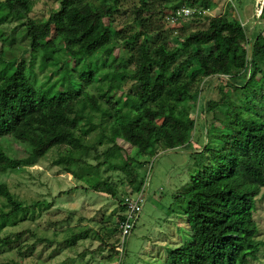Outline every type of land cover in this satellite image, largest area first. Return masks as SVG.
Instances as JSON below:
<instances>
[{"label":"trees","instance_id":"obj_1","mask_svg":"<svg viewBox=\"0 0 264 264\" xmlns=\"http://www.w3.org/2000/svg\"><path fill=\"white\" fill-rule=\"evenodd\" d=\"M122 1L60 0L58 10L42 22L29 19L31 0L0 1L4 19H27L30 53H45L41 58L51 68L50 79L61 75V87L69 71L84 69L88 61H102L99 68L107 69L98 84V90L106 89L97 94L86 93L99 73L90 69L52 95L51 88L41 90L30 82L23 60L0 70V174L46 159L71 176L78 166L101 169L105 163L97 158L99 150L87 145V138L100 126L97 117L104 119L109 110L113 111L108 116L113 119L112 146L119 151L122 148L113 145L118 139L142 156L149 141L155 153L189 147L198 132L191 149L194 156L204 155L205 164L199 163L182 196L190 240L170 249L164 262L256 264L264 247L253 219L255 199L261 192L264 199V28L251 32L241 21L210 16L212 0H136L134 27L124 32L113 27L112 16ZM183 7L194 14L177 17L178 28L171 29L175 35H167L168 19ZM260 16L264 20V7ZM203 17L206 28L178 35L185 31L186 20L197 22ZM52 27L56 36L48 38ZM224 78L212 95L213 81ZM112 81L119 84L116 90ZM124 82L132 83L128 92ZM117 91L119 100L114 101L111 93ZM9 139L25 144L28 155L10 157L2 147V141ZM91 151L96 159L89 156ZM126 156V164L132 165L128 175L135 181L134 169L144 168L147 161ZM113 185L117 184L100 181L92 190L109 193ZM0 199L8 208L0 209L1 233L18 224L17 216L24 219L31 208L18 201L4 182ZM122 218L119 213L111 227L104 228L107 236H117L114 243L101 239L114 251ZM23 234L0 235V248L15 247L28 258L34 247L21 251ZM124 256L125 251L121 264Z\"/></svg>","mask_w":264,"mask_h":264},{"label":"rangeland","instance_id":"obj_2","mask_svg":"<svg viewBox=\"0 0 264 264\" xmlns=\"http://www.w3.org/2000/svg\"><path fill=\"white\" fill-rule=\"evenodd\" d=\"M31 1L32 11L29 19L36 22H42L51 12L58 10L60 2V0ZM212 2L215 6L209 12L210 16H223L241 21L251 32L260 27L264 28V20L260 16L264 0H212ZM136 6V0L122 1L112 15L113 27L124 32L133 29L132 11ZM5 14L4 10H0V70L8 67L13 61L23 60L26 63V73L30 82L41 90L51 88L52 95L56 91L65 89L68 80L77 79L78 74L90 69H98L96 83L87 88L86 93L97 94L106 89L100 87L98 90L102 74L107 72L106 68H99L104 64L102 61H88V66L86 63L84 69L69 71L63 87H61V75L50 79L51 68L45 65L41 58L45 53L39 52L36 56L30 53L25 27L27 19L18 20L13 17L4 19ZM204 19L203 17L197 22L186 20L182 24L185 31H178V35L206 28L208 22ZM176 26V24H167L165 33L170 34L171 29L178 28ZM55 36L52 27L48 38ZM169 45L172 46L171 41ZM225 81L226 78L221 81L214 80L209 92L215 95L219 83L222 85ZM112 83L116 90L119 84L113 81ZM131 85V82H124V90L128 92ZM203 92H201L202 99ZM111 95L114 101H118L120 91L118 94L112 92ZM120 107H122L121 103ZM198 113L199 109L195 115ZM110 114H113L112 110L106 113L104 119L97 117L95 122L100 126L87 138V145L96 147L99 150L97 158L103 159L105 163L101 169H93L89 164L78 166L74 170L75 175L71 176L46 159L34 165H23L20 171L15 170L7 175L0 174V183H6L16 199L31 208L24 215V219L22 216H17L15 223L18 224L8 225L0 235L23 232L19 242L24 243L21 251L25 252L29 247H34L32 255L28 258L20 256L15 247L0 248V264H114L118 254L112 246L104 245L101 239L112 245L117 236H107L104 228H110L112 221L119 214L122 197L129 191L135 193L136 188L141 184L147 186L146 202L132 233L126 239L124 264H165V256L170 249L189 242L190 231L183 216L186 200L182 196L199 163L205 164L204 155L194 156L195 152L191 149L194 139L199 135L198 132L195 133V138L193 136V142L189 147L178 146L172 150H159L155 153L152 147L153 141H149L141 149L145 155H137L136 149L130 148L120 139L113 145L120 146L121 151L113 148L115 135L109 129L113 123V119L108 118ZM199 123L200 119L197 121V127ZM5 140L2 141V147L10 157L22 159L28 155V147L25 144L11 139L8 140L9 142ZM96 140L97 142L93 144ZM201 140L205 141L203 137ZM126 154L132 160L147 161L144 168L134 169L135 181L130 174L128 175L132 165L126 164ZM89 156L96 159L92 151ZM121 180L123 183L120 185ZM100 181L106 183L113 181L117 185L111 186L109 193L93 191L92 187ZM262 193L255 199L253 219L258 227V239L264 241ZM4 203L0 199V209L7 211L8 208ZM34 203H38V206L31 207ZM83 234L86 236L83 237ZM258 258L256 264H264V247L260 250Z\"/></svg>","mask_w":264,"mask_h":264},{"label":"built area","instance_id":"obj_3","mask_svg":"<svg viewBox=\"0 0 264 264\" xmlns=\"http://www.w3.org/2000/svg\"><path fill=\"white\" fill-rule=\"evenodd\" d=\"M194 14V10L189 8H181L177 10L171 18H169L170 24H175L177 17L188 18ZM147 186L143 184L141 188L135 194L126 195L121 202V206L124 209L123 218L119 223V240L115 250L118 253L117 262L115 264H121L125 241L134 229L135 223L142 211L143 205L146 202ZM119 258V261H118Z\"/></svg>","mask_w":264,"mask_h":264},{"label":"clouds","instance_id":"obj_4","mask_svg":"<svg viewBox=\"0 0 264 264\" xmlns=\"http://www.w3.org/2000/svg\"><path fill=\"white\" fill-rule=\"evenodd\" d=\"M141 186H143V184H141L139 187H138V189L136 190V192L141 188ZM135 192V193H136ZM135 193H132L131 191H129L128 192V194H125L123 197H122V199L126 196V195H129V194H135ZM121 202H122V200H121ZM121 202H120V205H119V213L123 216V212H124V209H123V207L121 206ZM123 209V211L121 212L120 211V209ZM143 209V208H142ZM141 214V213H140ZM140 216V215H139ZM139 218V217H138ZM137 222V221H136ZM136 224V223H135ZM135 227V226H134ZM132 233V232H131ZM130 236V235H129ZM118 240H119V237H118ZM126 242V241H125ZM117 243H118V241H117ZM117 243H116V246H117ZM116 248V247H115ZM116 251V250H115ZM124 251H125V249H124ZM117 252V251H116ZM118 257V256H117Z\"/></svg>","mask_w":264,"mask_h":264}]
</instances>
